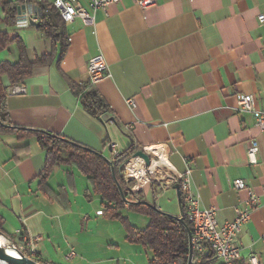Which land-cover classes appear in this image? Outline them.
Masks as SVG:
<instances>
[{
    "label": "crops",
    "instance_id": "crops-1",
    "mask_svg": "<svg viewBox=\"0 0 264 264\" xmlns=\"http://www.w3.org/2000/svg\"><path fill=\"white\" fill-rule=\"evenodd\" d=\"M262 14L264 0H155L147 9L121 0L97 11L91 24L65 23L62 56L60 44L54 47L36 28H14L30 62L55 53L24 84L10 88L7 126L49 132L109 160L110 144L118 153L132 146L134 153L156 150L162 163L189 172L191 193L200 208L216 211L220 225L247 209L251 190L260 204L239 236L237 264H248L251 255L264 264V133L250 114L236 111L239 94L252 95L255 108L264 111ZM99 54L109 77L92 87L111 112L94 118L71 86L88 83V61ZM16 59L15 51H0V62ZM15 88L25 91L13 93ZM253 141L256 164L247 157ZM44 157L34 137L0 133L3 237L27 257L51 264H149L150 252L126 240L124 226L105 216L100 198L87 192L86 178L75 169L55 167L41 183ZM235 180L247 189L235 190ZM131 193L161 212L177 203L181 217L176 185L154 183ZM123 215L136 228L147 225L146 216L134 225L127 207ZM71 252L75 256L68 258Z\"/></svg>",
    "mask_w": 264,
    "mask_h": 264
},
{
    "label": "trees",
    "instance_id": "trees-1",
    "mask_svg": "<svg viewBox=\"0 0 264 264\" xmlns=\"http://www.w3.org/2000/svg\"><path fill=\"white\" fill-rule=\"evenodd\" d=\"M31 1L35 2L42 11L39 20L40 26L37 31L50 40L54 47L55 44L59 43L61 47L60 56H62L68 47V37L65 23L59 12L49 0ZM22 3L23 0H0V51L13 50L17 53V59L14 62H0V123L4 125H11L6 105L10 88L24 84L31 77L34 68L49 64L55 53V50H51L52 52L43 55L34 62L29 61L22 39L10 32L15 27ZM71 88L83 109L92 117L100 118L111 112L101 95L89 83L72 85ZM0 133L15 135L19 140L28 137L35 138L39 148L45 154L44 169L39 176L42 184L45 183L44 181L53 169L60 166L73 168L84 176L89 185L87 192L100 198L105 216L119 221L124 226L128 242L142 245L150 252L149 264H172L175 261L188 259V230L191 233L192 230L186 219L182 194L180 205L183 212V223L148 206L126 204L122 200L118 187L121 188L125 198L130 202L142 200L138 194L134 195L127 192L129 184L122 177V166L134 154L133 146L111 159L114 166V179L110 166L101 158L100 153L79 143L65 140L49 132L22 130L16 127L5 128L1 125ZM69 176L71 177L70 174ZM60 196L58 195L57 198ZM126 207L129 212L146 216L148 218L147 225L142 229L131 225L127 217L123 215ZM2 225L3 221L0 218V235L5 236ZM7 238L12 241L11 238ZM212 257L210 252L203 255L200 259L201 264L207 262L217 264L212 261ZM37 261L40 264H51L43 260Z\"/></svg>",
    "mask_w": 264,
    "mask_h": 264
},
{
    "label": "built area",
    "instance_id": "built-area-1",
    "mask_svg": "<svg viewBox=\"0 0 264 264\" xmlns=\"http://www.w3.org/2000/svg\"><path fill=\"white\" fill-rule=\"evenodd\" d=\"M120 1L53 0L52 4L59 12L64 23H71L75 19H79L85 25H88L94 21L97 11L106 10L109 6L118 4ZM134 2L142 9H147L155 5V0H134ZM41 16L42 11L35 2L23 0L14 28L16 30L28 28L31 23H39ZM258 20L263 24L264 14L258 16ZM87 72L90 86H95L103 79L109 77L108 66L103 55L99 54L90 58ZM24 91L23 88H15L13 93ZM126 103L129 107L135 108L136 104L133 100H126ZM236 111L250 114L254 118L257 128L264 133V111H259L255 108L254 97L252 95L239 94L237 97ZM110 150L113 153L112 158L119 154L114 144H110ZM144 151L151 159L149 167H146L142 158L133 156L123 164L122 177L129 184L127 192H135L146 185L154 183L164 187L176 185L183 196L186 219L192 230L193 254L190 264H201V257L209 252L213 256L212 261L217 264H237L241 259L238 239L244 225L250 219L251 211L260 204L259 198L251 190H248L249 199L246 203L247 209L237 210V216L234 221L225 222L220 225L217 220L216 211L212 208H200L199 196L191 193L189 172L181 174L176 172L165 159L162 164H158L157 168L152 171L153 164L159 162L161 158L158 155L151 154L149 150ZM257 153L258 144L256 141H253L247 150V157L250 164H256ZM233 188L237 191L247 189L242 180H235L233 182ZM99 214H102V212ZM21 251L23 252V250ZM74 256L75 253L71 252L68 258ZM172 264H187V260L175 261ZM204 264H212V262ZM248 264H258L257 258L251 255L248 259Z\"/></svg>",
    "mask_w": 264,
    "mask_h": 264
},
{
    "label": "water",
    "instance_id": "water-1",
    "mask_svg": "<svg viewBox=\"0 0 264 264\" xmlns=\"http://www.w3.org/2000/svg\"><path fill=\"white\" fill-rule=\"evenodd\" d=\"M30 26L37 29V28H39L40 24L39 23H31ZM0 125L3 126V127H7V128H13L12 126H7V125H4L2 123H0ZM99 155L101 156V158H103L108 163V165L111 168V172H112L113 178L115 179L114 166H113L112 160H109L108 158H106L102 154H99ZM132 156L133 157L142 158L144 160V162H145L146 167H149L150 164H151V159L145 153L144 150H139V151L135 152ZM118 188H119L120 195L122 196V200L125 203H127V204H135V205H145V206L150 207L153 210L160 211L154 203H148V202H144V201L130 202L129 200H127L125 198L121 188L120 187H118ZM167 215H169V214H167ZM169 216H171V215H169ZM171 217L177 219L179 222H182V223L184 222L182 210H181V217H175V216H171ZM8 241L11 242L9 239H8ZM10 245L12 246V248H3V247L0 246V261L5 262L7 264H40L39 262L35 261L34 259L26 257L13 244L10 243ZM8 250H13L14 253L16 252L17 254L16 255L11 254ZM192 254H193V250H192V234H191L190 230H188V259H187V264L191 263Z\"/></svg>",
    "mask_w": 264,
    "mask_h": 264
},
{
    "label": "rangeland",
    "instance_id": "rangeland-1",
    "mask_svg": "<svg viewBox=\"0 0 264 264\" xmlns=\"http://www.w3.org/2000/svg\"><path fill=\"white\" fill-rule=\"evenodd\" d=\"M122 168H123V166H122ZM164 200V202L166 203V201H167V199H163ZM173 206H175L173 209L172 208H169V209H167L168 210V212H164L163 211V213H166V214H169V215H171V216H175V217H177V215H179V209H178V205H177V203H176V205L175 204H173ZM167 207H169V205L167 204ZM166 209V208H165ZM162 211V210H161ZM125 216H129V215H125ZM132 217V218H131ZM130 218H131V220L133 221V223H134V225H136V226H138V227H140L139 225L140 224H138V223H136V221L137 222H139L142 218H146V217H144L143 215H141V214H138V213H134V212H132V215H130ZM148 223V222H147ZM117 224H119V223H117ZM11 244H13L12 242H10ZM20 252H22L21 251V249L19 248V246L18 245H16V244H13ZM24 255H25V251H23L22 252ZM27 255V254H26ZM25 255V256H26ZM27 257V256H26ZM28 258H30V257H28ZM32 259V258H31ZM35 260V259H34ZM35 261H37V260H35ZM38 262V261H37ZM56 264V263H55Z\"/></svg>",
    "mask_w": 264,
    "mask_h": 264
},
{
    "label": "bare ground",
    "instance_id": "bare-ground-1",
    "mask_svg": "<svg viewBox=\"0 0 264 264\" xmlns=\"http://www.w3.org/2000/svg\"><path fill=\"white\" fill-rule=\"evenodd\" d=\"M155 151L156 150H149V152L151 153V154H153V155H157L156 153H155ZM162 164V161L160 160L159 162H155L154 164H153V166H152V171H154L156 168H157V166H158V164ZM0 246L1 247H3V248H12V246L10 245V242L8 241V239H6V238H4L3 236H1L0 235ZM11 254H14V255H16L17 253L15 252L14 253V251L13 250H8ZM0 264H7V263H5V262H2V261H0Z\"/></svg>",
    "mask_w": 264,
    "mask_h": 264
}]
</instances>
